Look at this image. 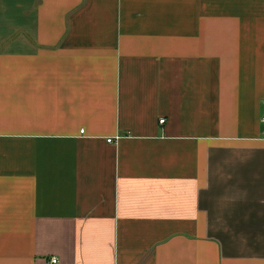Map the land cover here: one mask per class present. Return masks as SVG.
<instances>
[{"label": "crops", "instance_id": "0c3cea01", "mask_svg": "<svg viewBox=\"0 0 264 264\" xmlns=\"http://www.w3.org/2000/svg\"><path fill=\"white\" fill-rule=\"evenodd\" d=\"M263 100L264 0H0V264H264Z\"/></svg>", "mask_w": 264, "mask_h": 264}, {"label": "built area", "instance_id": "2783aa9c", "mask_svg": "<svg viewBox=\"0 0 264 264\" xmlns=\"http://www.w3.org/2000/svg\"><path fill=\"white\" fill-rule=\"evenodd\" d=\"M263 102H264V100H263ZM262 119V121H264V115H263V117L261 118ZM160 122H163V119H161V120H159ZM117 137L115 136V138L114 139H116ZM107 141L108 142H111V141H113V138H107ZM51 262L53 263V262H56V258H51Z\"/></svg>", "mask_w": 264, "mask_h": 264}, {"label": "rangeland", "instance_id": "374dc122", "mask_svg": "<svg viewBox=\"0 0 264 264\" xmlns=\"http://www.w3.org/2000/svg\"><path fill=\"white\" fill-rule=\"evenodd\" d=\"M50 261H51V259H50ZM52 263V262H51ZM54 263V262H53Z\"/></svg>", "mask_w": 264, "mask_h": 264}]
</instances>
